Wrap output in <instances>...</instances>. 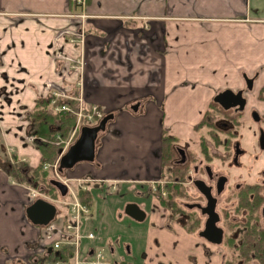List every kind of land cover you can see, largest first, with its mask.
Listing matches in <instances>:
<instances>
[{"label": "crops", "instance_id": "obj_1", "mask_svg": "<svg viewBox=\"0 0 264 264\" xmlns=\"http://www.w3.org/2000/svg\"><path fill=\"white\" fill-rule=\"evenodd\" d=\"M253 9L250 0H85L84 5L71 0H0L4 160L37 165L41 154L37 140L27 138L31 135L27 115L36 102L48 99L46 81L77 92L79 71L57 53L69 59L81 55L87 104L114 114L97 141L94 162H80L64 178L76 184L71 188L77 195L81 191L88 199L90 214L82 218L80 232H91L99 219L91 223L94 193L100 185H109L110 192L120 187L139 198L148 195L146 191L159 180L163 135L196 141L194 126L210 98L219 89L240 87L244 74L262 73L264 21L254 17ZM82 14L89 17H79ZM81 27L83 45L71 43L65 31ZM184 88L194 94L189 105L194 118H182L186 121L182 133L170 132L168 116L176 104L171 106L172 97L184 94ZM137 103L134 112L131 106ZM8 168L10 164L0 166V264H56L48 259L58 250L53 248L55 236L27 220V186L11 180ZM152 202V212L145 213L155 224L148 232L152 264L175 263L179 256L185 261L191 249L176 225L172 240L178 256L155 257V252L169 251L171 245L161 238L169 222L165 206L157 197ZM135 203L127 201L125 207ZM65 206L59 221L68 220ZM140 207L145 210L146 205ZM124 214L130 217L123 210L118 218ZM102 245L95 235L83 236L80 256L90 258ZM65 246L64 242L61 248ZM107 246L111 254L118 251Z\"/></svg>", "mask_w": 264, "mask_h": 264}, {"label": "flooded vegetation", "instance_id": "obj_2", "mask_svg": "<svg viewBox=\"0 0 264 264\" xmlns=\"http://www.w3.org/2000/svg\"><path fill=\"white\" fill-rule=\"evenodd\" d=\"M262 70L244 74L240 87L219 89L210 98L194 126L196 141L167 135L173 138L171 158L163 166L161 148L159 180L150 194L170 199L160 203L169 221L161 238L170 240L171 247L155 257L178 256L174 225L183 229L191 253L186 263L179 256L175 263L162 264H264V66ZM228 89L240 94L223 104L214 100ZM153 243L160 245L157 239ZM120 250L119 245L117 264H133ZM142 257L141 264H152L149 252Z\"/></svg>", "mask_w": 264, "mask_h": 264}, {"label": "rangeland", "instance_id": "obj_3", "mask_svg": "<svg viewBox=\"0 0 264 264\" xmlns=\"http://www.w3.org/2000/svg\"><path fill=\"white\" fill-rule=\"evenodd\" d=\"M250 6L253 9L254 17L264 18V0H250ZM189 91L188 89L184 88L182 92L184 94L173 96L175 98V102L171 104L172 114H169V126L170 132H181L184 130L183 127L185 126L184 119H192L194 118V113H191V108L189 105L194 101V94ZM170 98V100L172 99ZM170 106V107H171ZM191 110V111H190ZM179 112L178 114H176ZM182 118H184L182 120ZM86 120H81L79 128L75 132L74 136L71 139V143L75 141L79 134V129L81 126L86 124H81ZM179 124H175V123ZM183 123V124H180ZM88 125V124H87ZM172 126H175L174 129ZM71 132L68 134L67 138L70 137ZM173 135V134H169ZM2 139H1V131H0V159L2 158ZM79 164V163H77ZM76 164V165H77ZM75 165V166H76ZM1 166V162H0ZM74 166V167H75ZM73 167V168H74ZM72 169L65 170L64 173H58L59 177H57L53 170L48 167L50 170L51 178L56 179H64L67 175V172ZM70 187L73 189L76 188V184L73 182H69ZM27 186V185H26ZM99 191L94 193L93 198V211H92V221L91 223L97 221L96 227L91 228V232L95 235L101 242L102 246L106 250L105 259L108 261L107 264H117L118 260V252L116 250L115 254H111L107 249V245H111L114 248H117L120 245V253L123 255H129L131 258V262L133 264H141L142 263V253L144 251H151L150 243L148 242V232L151 223L149 221V217H146L144 221L138 222L136 220L131 219L130 217L126 216L125 214L122 218H118L120 212L124 210L125 204L127 201L137 202L140 206L146 205L145 213L149 214L152 212V205H153V198L155 197L153 194L143 195L142 197H137L135 194L129 193V191L120 189L118 187L116 192L109 191V185L103 184ZM96 189V188H95ZM28 191V204L34 201L36 198H44L48 201L54 203L57 207V212L55 217H59V214L63 212L66 208L65 205L61 203L58 197L53 196L52 194L45 193L44 191H40L38 188L33 189L30 186H27ZM96 191V190H94ZM133 193V192H132ZM65 201L70 200L69 194L64 197ZM130 250L129 254L128 251ZM111 259H110V258Z\"/></svg>", "mask_w": 264, "mask_h": 264}, {"label": "built area", "instance_id": "obj_4", "mask_svg": "<svg viewBox=\"0 0 264 264\" xmlns=\"http://www.w3.org/2000/svg\"><path fill=\"white\" fill-rule=\"evenodd\" d=\"M78 5H84L85 0H71ZM79 17L83 19H87L88 15H80ZM64 32H60L59 35ZM65 33L69 34V41L71 43L78 42L83 45L85 40V33L82 27L79 30H67ZM59 59L66 60L70 63V67L79 71L80 76L77 80V92L75 94H71L64 87L54 84L50 81H46V87L50 89V95L48 98L51 100V103L55 106V109L58 111H67L75 115L76 123L71 130L70 137L68 139L63 138L59 140V143L63 145L62 152L70 145L71 139L74 136L77 128H79L80 121L86 120V122H93L103 115V110L95 104H87L84 85H83V77H82V68H83V59L80 55L75 59H69L64 56L61 52L57 53ZM70 102H73V106L70 105ZM34 137L28 136V139H33ZM57 175V161L51 165H48ZM63 182L68 187V194L70 196L69 201H65L64 203L68 207V220L67 221H59L55 219V221L51 222L46 226V230L48 234L55 236V241L53 242L54 249H60L62 244L65 242L71 252L72 256L66 262H58L57 264H104L108 261L105 259L106 250L103 247H98L93 252L92 257L90 258H82L80 256L79 251V242L83 236L88 238H93V233L88 232L86 234H81L80 225L81 220L84 217L89 216L90 208L89 206L82 202L77 193L70 187L67 180H63Z\"/></svg>", "mask_w": 264, "mask_h": 264}, {"label": "trees", "instance_id": "obj_5", "mask_svg": "<svg viewBox=\"0 0 264 264\" xmlns=\"http://www.w3.org/2000/svg\"><path fill=\"white\" fill-rule=\"evenodd\" d=\"M73 106V102H70ZM27 120L30 122L29 132L37 137V148L40 151V160L35 166H29L26 162H18L10 164V168L7 170L11 173V180H17L19 183L33 187L36 184L38 187L42 186L47 193L52 194L55 197L60 198L57 190L49 184L51 178L50 170L45 168L46 164H53L58 158L59 152L62 149V144L59 143L60 139L66 138L73 129L76 123V117L67 111H58L51 103V100L44 99L36 102L33 109L28 113ZM81 124H88L83 122ZM167 135H163L162 138V165L165 164L171 158V140ZM2 156V155H1ZM1 166L6 167L9 164L4 160L2 156ZM27 179H30L28 182ZM79 198L88 203V199L82 196V192H78ZM162 204H167L170 200L167 196L157 194ZM72 256V252L68 246L62 247L55 252L49 254V260L55 262H66Z\"/></svg>", "mask_w": 264, "mask_h": 264}, {"label": "water", "instance_id": "obj_6", "mask_svg": "<svg viewBox=\"0 0 264 264\" xmlns=\"http://www.w3.org/2000/svg\"><path fill=\"white\" fill-rule=\"evenodd\" d=\"M239 92L234 93L232 90H225L217 94L214 98L215 101L223 104L226 98L235 97ZM138 103L131 106V109L136 112ZM114 117L113 113L105 114L94 125H83L79 129V134L75 141L68 146V148L61 153L58 159V172L63 173L65 170L72 169L77 163L80 162H94L96 154V145L100 133L106 130L107 123ZM30 182V179H28ZM51 184L58 192L59 196L65 197L68 192L67 185L60 179L50 178ZM34 188L41 189L42 186L33 185ZM47 193V189L43 190ZM125 213L132 217L134 220L141 222L145 219V211L141 209L138 204H127L124 209ZM57 207L51 201L44 198H36L25 207V216L27 220L34 226H46L55 218Z\"/></svg>", "mask_w": 264, "mask_h": 264}]
</instances>
